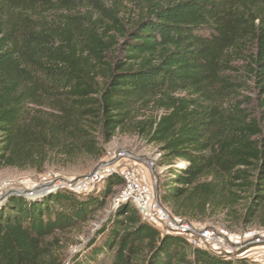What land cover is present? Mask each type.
I'll return each mask as SVG.
<instances>
[{
	"label": "trees",
	"instance_id": "1",
	"mask_svg": "<svg viewBox=\"0 0 264 264\" xmlns=\"http://www.w3.org/2000/svg\"><path fill=\"white\" fill-rule=\"evenodd\" d=\"M240 62L249 79L233 76ZM150 105L163 115L135 124ZM133 123L171 173L159 197L171 215L264 228V0H0V171L100 160ZM117 187L114 175L98 193L10 196L0 264H65V241ZM87 249L68 264H259L193 248L129 202Z\"/></svg>",
	"mask_w": 264,
	"mask_h": 264
},
{
	"label": "rangeland",
	"instance_id": "2",
	"mask_svg": "<svg viewBox=\"0 0 264 264\" xmlns=\"http://www.w3.org/2000/svg\"><path fill=\"white\" fill-rule=\"evenodd\" d=\"M112 6L114 5L111 4V2L107 4L108 8H111ZM235 67L236 71L233 76L237 80L239 79L242 81L249 79L247 76L246 64L240 62L237 63ZM249 85L251 86V84ZM246 94L255 98L253 92L247 91ZM162 115L163 111L157 110L152 105L146 106L145 108L139 107L138 118L135 124L140 121L150 122ZM159 150V145L151 144L148 141L146 135L138 134L133 123L126 130L119 132L112 139V141L106 145L105 155L100 160L82 158L75 162L65 163L62 160L56 159L52 160L42 172H37L35 170L20 171L14 168L2 169L0 171V199L6 194H9L7 195V198L15 195L14 191L17 190L33 191L35 190V185L42 187L41 180L45 175L53 176L51 179L52 181L61 182L60 184L50 182L48 185L53 183L56 186L58 185L63 187L65 183L70 182L71 180H81L84 177L90 175L103 163L109 162L111 164L118 163L121 164L122 167L127 166L128 168L132 169L138 175V179H140V181L146 183L152 188L153 197L157 199V202L160 204V187L166 179L170 178L171 173L167 171V166H161L159 164L161 156ZM183 166H185V163H180L179 167ZM119 170L121 172V169ZM104 185L105 183L96 186L95 188H92L84 193H98L103 190ZM122 189L123 187H117L115 189L116 193L109 199L105 211H103L98 216V218L85 229L83 234L79 236L70 235L69 239L65 241V245L61 253L62 260L65 259V264H68V261L77 255H80L81 258H84L89 254L91 249H87V244L96 236L102 225L111 217L113 211L116 209L117 200L121 195ZM160 206L164 208L161 204ZM164 206V209H169L167 205L164 204ZM173 216L180 218L182 221L193 224L195 227L214 230L223 236H226L230 233L241 234L249 229H257V226L255 225H245L240 223L234 218V214L227 215L225 212H216L213 214L210 213L208 217L197 221H188L187 219L175 215ZM102 241L103 238H99L98 244L100 245Z\"/></svg>",
	"mask_w": 264,
	"mask_h": 264
},
{
	"label": "built area",
	"instance_id": "3",
	"mask_svg": "<svg viewBox=\"0 0 264 264\" xmlns=\"http://www.w3.org/2000/svg\"><path fill=\"white\" fill-rule=\"evenodd\" d=\"M119 169H121V172ZM114 175L119 176L123 180V189L118 197L116 207L124 202L131 203L138 210L144 222L164 233L185 237L193 248L218 255H236L237 257L264 264V228L257 227V229H249L241 234L230 233L223 236L211 229L195 227L193 224L174 217L166 209L162 208L157 199L153 197L152 188L140 181L138 175L127 166L122 167L118 163H103L90 175L78 181L71 180L65 183L63 187L53 184L61 183L52 181L53 176L45 175L41 180V186L48 187L46 194L60 188H66L75 193H84L104 184L109 177ZM50 182L53 183L48 185ZM38 188H40L39 185H35V189ZM26 197L34 198L35 196Z\"/></svg>",
	"mask_w": 264,
	"mask_h": 264
},
{
	"label": "water",
	"instance_id": "4",
	"mask_svg": "<svg viewBox=\"0 0 264 264\" xmlns=\"http://www.w3.org/2000/svg\"><path fill=\"white\" fill-rule=\"evenodd\" d=\"M47 190H48V187L47 186H42L38 189H35L33 191H14V194L15 195H19V196H30V195H33L35 197H41V196H44L46 193H47ZM7 195L9 194H6L4 195L3 198L0 199V202L5 200L7 198Z\"/></svg>",
	"mask_w": 264,
	"mask_h": 264
}]
</instances>
